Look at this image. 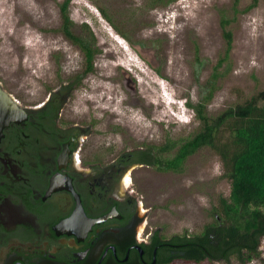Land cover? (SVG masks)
I'll return each mask as SVG.
<instances>
[{
  "label": "rangeland",
  "instance_id": "obj_1",
  "mask_svg": "<svg viewBox=\"0 0 264 264\" xmlns=\"http://www.w3.org/2000/svg\"><path fill=\"white\" fill-rule=\"evenodd\" d=\"M61 1L0 0V78L29 101L84 69L81 50L58 31ZM145 2H69L75 31L85 32L87 24L97 48L93 69L83 76L76 95L79 111L93 120L97 143L112 152L159 145L197 128L186 101L199 99L201 86L223 56L220 12L233 16V0H170L153 8ZM252 2L239 0L237 8L243 10L228 24L232 47L218 68L208 104L211 114L264 89V0L245 9ZM96 4L132 43L101 16ZM223 171L219 155L208 147L190 155L181 173L132 169L134 194L148 210L150 230H159L163 237L198 233L211 220V207L230 192ZM260 250L247 264H264V239Z\"/></svg>",
  "mask_w": 264,
  "mask_h": 264
},
{
  "label": "flooded vegetation",
  "instance_id": "obj_2",
  "mask_svg": "<svg viewBox=\"0 0 264 264\" xmlns=\"http://www.w3.org/2000/svg\"><path fill=\"white\" fill-rule=\"evenodd\" d=\"M80 75L35 101L0 78V264H159L172 245L132 187L145 146L97 143Z\"/></svg>",
  "mask_w": 264,
  "mask_h": 264
},
{
  "label": "trees",
  "instance_id": "obj_3",
  "mask_svg": "<svg viewBox=\"0 0 264 264\" xmlns=\"http://www.w3.org/2000/svg\"><path fill=\"white\" fill-rule=\"evenodd\" d=\"M169 1L146 0L145 4L153 8L164 6ZM233 1L232 17L220 12L219 21L225 39L223 56L218 59L209 79L201 86L199 99L194 103L186 101L198 121L197 128L185 137L166 140L159 145H146L143 150L133 151L138 156L137 160L159 172L181 173L190 155L208 147L219 155L223 176L230 182L228 196L219 197L217 205L211 207V220L198 233L190 235L184 232L163 237L159 230L154 231V239L162 246L165 243L172 244L164 247L159 264L212 260L232 264V258L239 264H247L258 258L261 252L264 239V89L216 114L208 110L216 88L215 81L219 77L218 68L227 60L232 47V31L228 24L236 13L243 10L237 8L239 0ZM69 2L62 0L58 5L61 19L58 31L83 53L85 63L81 78L83 74L92 71L97 48L95 36L87 24H84L87 27L85 32L75 31ZM256 2L253 0L245 9H250ZM96 8L118 33L132 43L126 31L119 29L102 6L96 4Z\"/></svg>",
  "mask_w": 264,
  "mask_h": 264
}]
</instances>
